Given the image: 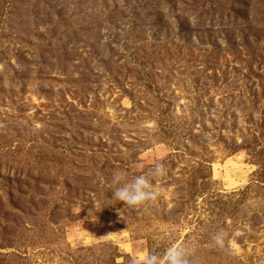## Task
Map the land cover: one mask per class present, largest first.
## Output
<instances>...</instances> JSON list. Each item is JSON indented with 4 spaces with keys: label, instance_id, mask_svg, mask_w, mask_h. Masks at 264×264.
Here are the masks:
<instances>
[{
    "label": "rangeland",
    "instance_id": "obj_1",
    "mask_svg": "<svg viewBox=\"0 0 264 264\" xmlns=\"http://www.w3.org/2000/svg\"><path fill=\"white\" fill-rule=\"evenodd\" d=\"M157 164L155 203L111 199ZM173 243L264 264V0H0V264Z\"/></svg>",
    "mask_w": 264,
    "mask_h": 264
},
{
    "label": "clouds",
    "instance_id": "obj_2",
    "mask_svg": "<svg viewBox=\"0 0 264 264\" xmlns=\"http://www.w3.org/2000/svg\"><path fill=\"white\" fill-rule=\"evenodd\" d=\"M165 175L163 166L157 164L148 175H136L128 179L122 172H115L111 179L112 200L124 202L126 208L141 210L145 206L155 203L163 195L156 179ZM174 231L170 226L161 228L159 235L163 239H168ZM212 242L222 247L224 238L217 233L212 237ZM132 264H197L196 248L186 243H173L167 246L163 255L149 253L142 258H133Z\"/></svg>",
    "mask_w": 264,
    "mask_h": 264
}]
</instances>
